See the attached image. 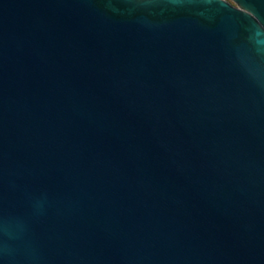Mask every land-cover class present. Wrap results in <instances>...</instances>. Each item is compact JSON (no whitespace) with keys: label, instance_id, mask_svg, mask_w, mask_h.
I'll list each match as a JSON object with an SVG mask.
<instances>
[{"label":"water","instance_id":"95a60500","mask_svg":"<svg viewBox=\"0 0 264 264\" xmlns=\"http://www.w3.org/2000/svg\"><path fill=\"white\" fill-rule=\"evenodd\" d=\"M0 264H264V0H0Z\"/></svg>","mask_w":264,"mask_h":264}]
</instances>
